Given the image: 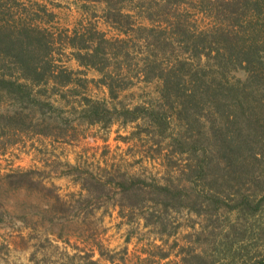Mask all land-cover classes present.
<instances>
[{
    "label": "rangeland",
    "instance_id": "1",
    "mask_svg": "<svg viewBox=\"0 0 264 264\" xmlns=\"http://www.w3.org/2000/svg\"><path fill=\"white\" fill-rule=\"evenodd\" d=\"M115 7L128 20L108 21ZM211 9L205 0H0L1 31L26 47L34 39L23 27L41 30L35 38L46 42L29 44L31 57L51 63L48 81L34 87L38 102L0 91V264H192L227 252L222 238L231 236V252L245 251L238 238L251 231V218L225 215L206 195L249 194L250 176H198L194 157L169 144L171 120V129L152 136L148 115L124 121L122 109L158 98V82L145 80L143 69L154 43L173 39L160 65L166 69L184 51L176 20L195 35L217 25ZM83 44H99L97 65L113 77V94L102 72L77 60ZM7 58L0 67L6 61L3 71L13 77L19 72ZM250 254H264V229Z\"/></svg>",
    "mask_w": 264,
    "mask_h": 264
},
{
    "label": "trees",
    "instance_id": "2",
    "mask_svg": "<svg viewBox=\"0 0 264 264\" xmlns=\"http://www.w3.org/2000/svg\"><path fill=\"white\" fill-rule=\"evenodd\" d=\"M205 1L212 4L211 10L216 9L212 18L217 25L191 35L189 23L185 19L176 20L175 36L184 42L182 55L169 60L167 68L163 69L160 66L164 61L162 57L173 52V39L162 40L161 45L159 40L154 43L158 53L149 55L143 69L145 80L156 79L158 82V98L150 101V107L140 104L132 108L122 107L123 115L127 114L124 121L148 115L152 136L171 129L172 121L176 130L169 144L176 152H187L194 157L191 171L198 176L216 172L232 174L235 180L242 178L240 172L250 176L252 188L249 194L237 189L236 194L206 195L209 204L221 208L225 215L234 213L236 219L240 216L251 218V231L238 238L245 240V251L240 246L231 252L234 238H222L227 252L210 260L197 256V263L192 264H214L220 258L227 260L226 264H264V254H250L252 245L264 229V0ZM104 16L111 23L125 22L128 18L127 13L116 7L108 8ZM145 18L153 22L151 15ZM1 30L2 27L0 59L11 57L10 62H14L19 73L7 76L3 71L6 61L2 62L0 91L38 102L33 95L34 87L41 81H48L45 74L50 71L51 63H36L28 45H35V48L44 45L43 34L35 38L41 30L34 33V28L30 29L34 35H29L27 27H23L22 32L34 39L26 41V47L22 43L17 46L16 41ZM80 46L74 53L79 63L102 72L101 81L113 94V77L103 73L106 66L97 65L100 62L99 44ZM82 48L84 52L81 53ZM185 51L191 57L185 56ZM123 57L127 58L126 52ZM96 106L93 104L90 110L98 114ZM152 188L164 195L169 192L167 185ZM185 203L197 207L194 202ZM259 218L262 219L260 223ZM234 227L232 224L231 228Z\"/></svg>",
    "mask_w": 264,
    "mask_h": 264
}]
</instances>
